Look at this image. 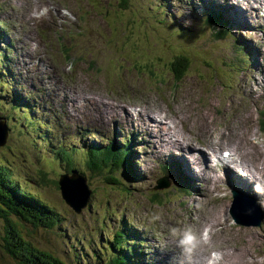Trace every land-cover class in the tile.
<instances>
[{
	"label": "rangeland",
	"instance_id": "obj_1",
	"mask_svg": "<svg viewBox=\"0 0 264 264\" xmlns=\"http://www.w3.org/2000/svg\"><path fill=\"white\" fill-rule=\"evenodd\" d=\"M248 5L243 0H0V51L6 54L4 58L0 53V103L7 105L0 107V129L9 128L6 135L0 132V161L24 190L21 199L14 198V208L20 212L0 202V264H107L119 253L127 254L128 264H140L124 240L118 244L125 248H106L105 243L124 228L143 237L148 256H142L147 259L144 264H189L188 254L193 264H208L209 260L214 264H264V5L253 4V11ZM211 8L230 24L232 37L205 26L211 25L207 18ZM173 18L178 21L175 27ZM179 24L193 28L182 32ZM32 39L42 45L45 59L30 43ZM170 41L184 42L181 46L189 47L190 55ZM161 44L167 45L166 53ZM239 47L240 52L246 49L249 67L238 61L242 57L236 50ZM175 55L192 60L190 73L164 69L165 63L176 66L182 62ZM30 86L35 96L29 97ZM18 96L29 97L33 112L20 103L13 106ZM97 96L103 98L101 108L91 103ZM150 113L168 119L171 132L155 126ZM38 120L49 121V128ZM176 125L191 134L177 135ZM229 127L233 137H243L226 145L227 150L239 164L250 160L252 178L258 182L248 192L233 184H246V173L243 179L229 183L233 178H227L226 169L223 176L211 177L210 169L199 174L196 165L193 172L190 164L180 162L198 150L208 154L213 164L215 152L208 151L200 139H221L220 133L227 136ZM79 134L101 142L115 139L120 147L128 142L129 158L120 154L119 147L114 152L112 143L113 154L98 152L101 164L82 153L72 154L93 140L86 136L77 140ZM227 138L232 140L230 135ZM104 156L122 171L112 176L103 173ZM128 164L145 181L125 177L123 165ZM165 164L174 166V172L166 175L183 168L195 178L194 183H188L187 189L175 185L163 173ZM69 165L81 171L67 172ZM106 177L125 184L112 185ZM168 179L169 185L164 183ZM30 185L36 196L25 192ZM162 186L170 194L160 191L157 198L151 197V190ZM235 190L243 199L231 198ZM185 192L188 195L182 196ZM80 195L81 199L76 198ZM152 200H165V204ZM46 204L55 209L60 221L53 222L52 229L39 227L28 216ZM211 209L215 211L207 214ZM233 210L240 214L237 221ZM142 217L152 228L139 224ZM208 219H218V225L211 228L213 238L201 226ZM13 233L33 245L40 256L21 246L16 249L20 257L12 256L7 249ZM185 234L194 239L182 245L183 251L177 250L174 245H181ZM200 235L205 239L197 251Z\"/></svg>",
	"mask_w": 264,
	"mask_h": 264
},
{
	"label": "trees",
	"instance_id": "obj_2",
	"mask_svg": "<svg viewBox=\"0 0 264 264\" xmlns=\"http://www.w3.org/2000/svg\"><path fill=\"white\" fill-rule=\"evenodd\" d=\"M207 18L210 20L211 25L215 28V31L216 32H218V30H220V31H222V33H224V31H225V36L226 37H232V34H233L232 31L229 28H225L228 25L225 22L226 20L223 17H219L217 12H215L214 10L211 9L208 12ZM166 19H168V17H165V21H166ZM163 22H164V19H163ZM171 23H172V27H175L174 20H172ZM218 25L222 26V29ZM188 30H191V29H188ZM163 37L166 38L167 35H163ZM173 39H175V37ZM188 42H191V41H187V43ZM170 43L176 44V43H174V41H170ZM183 43L184 42H177V44H179V45L176 44L174 47H176V49H179V51H181L183 53H188L190 55V51H189L190 48L189 47H183V46H181V44H183ZM161 47H163V51L162 52L163 53H166L167 45L164 47V45L161 44ZM239 49H240V47L238 49H236L237 50V53L240 54V55H242V57H239L238 61L239 62H240V60L242 62L247 61L248 59L246 60V58L248 57V55L240 52ZM169 50H170V45L168 46V51ZM0 53L4 55V58H6V54L5 53H2L1 51H0ZM151 54L154 55V56L156 55V53L154 52V50H152V53ZM177 57H179V55H175V58H177ZM170 59H172V58H170ZM170 59H168V62L170 61ZM159 60H161V59H159ZM157 61H158V59H157ZM157 63L159 65H163V64H161L162 63L161 61H158ZM176 64H178V65L175 66V65H172L171 63H168V64L165 63L164 69L165 70H169L171 72H174L176 70L178 72V74H180V73H184V72L190 73L192 71L193 67H194V66H189V63H188L187 60H185V61L183 60L182 62L179 61ZM0 66H1V63H0ZM9 82L13 83L11 80ZM22 102L25 103V104H23ZM19 103L22 104V106H24L23 108H26V111L30 110L32 112V110L30 109V107L27 105V102H26L25 98H21V97L18 96L17 99L14 100V105L13 106L15 107V105H17ZM4 106H7V105H4V104L0 103V107H4ZM2 117L5 118L6 119V122H7V119L8 118H7V116H5L4 113H3V116ZM32 119H34V117H32ZM37 123L38 124L40 123L39 120L37 121ZM40 124H44V123L42 122ZM46 124H47V128H49V124H50L49 121ZM7 132H9V128H7ZM89 142L93 144V141L92 140H90ZM115 145H116V147H119V143L118 142H115ZM89 148L86 149V150H83L81 148L80 149L77 148L76 149V152H71V153L72 154L82 153L85 156V158H87L88 160L91 159V161H94V163H96V164H101L100 159H99V156H98V152L100 154H106V156H108L107 155L108 153L106 151H108L110 154H113V148H112V146H109V147L103 146L101 148H96V147H89ZM114 152H116L115 149H114ZM119 152L125 158H129L128 155H126V153H124L121 148H119ZM106 156H104V158L106 160V165H102V167L105 168V171L103 173H107L110 176H112V174L113 173H116V171L119 169V168H116V167H119V165L116 164V165L111 166L110 165V160H107ZM66 159H68V158H66ZM61 160H62V157H61ZM1 163L2 162L0 161V202L4 206L7 205V207H9L11 210H13V212L14 211L20 212L19 210H17L16 208H14L15 207V203H14L15 200H14V198H16L17 200L18 199H21L20 192H24V190H22V188H20V186L16 182H14L13 179H11L10 173L7 172V170H8L7 167H5L4 165H2ZM123 166L126 167L125 172H128V173H125L124 174L125 177H131V178H134L136 180L140 179V177L137 178L135 176V174H130L131 173V169L129 168V164L128 165H123ZM89 169L92 170L93 172H96L92 168H89ZM66 171L67 172L68 171H70V172L71 171L72 172L79 171L80 172L81 170L76 165H69V167H66ZM118 171H122V170H118ZM106 181L112 183V185L123 184V186H124V184H125L121 180L116 179V178H112V177H106ZM105 185H107V184H105ZM32 190H33V186L30 185L27 188V191L25 190V192H28L29 195L32 192L33 195L36 196V194ZM6 192L9 195L6 194ZM165 192H167V191H165ZM46 205L47 206L44 207V209H39L37 211H32V212L30 211L32 214H28V213L27 214H28L29 218L31 220L35 221L36 222V225H38L39 227L47 228V229H52V228H54L53 222L60 224V221H59L58 218H56L57 217V215H56L57 213H56L55 209L53 207H51L50 205H48V204H46ZM124 225H126V224H124ZM9 227H10V225H9ZM128 232H127L126 228H124L123 229V233H121V234H114L113 237H112V239L111 240H108L105 243L106 248L108 250H112V249L117 250L116 248H118V247L119 248H125L124 245H119L118 243H119L120 240H124V238H125L124 235L127 237V244L129 242V240H132L130 238L131 236L128 235ZM11 241L14 243L15 247H13V245L11 244ZM9 242H10V244H9L10 247L7 249V251L12 256H15L16 258H19L20 257V255L18 254L19 252L16 250L19 246H21V249L22 248H27L29 254H34L36 256H40V254L35 250V248H34L33 245L31 246V244H29V243L27 244L26 241H24V239H21V238L17 237L15 234H14V238L10 239ZM136 251H138L139 254H141L140 253L141 251L137 250V246H136ZM131 254H132V252H131ZM114 256H116V257H110V259L107 262V264H128L127 263L128 260H129L128 256L122 255L120 253L118 255H114ZM44 258H46V259H48L50 261V259L47 256L44 257ZM27 261H28V263H31L34 260H32V261L27 260ZM45 263H46V261H45ZM45 263L44 262H42V263L38 262V264H45ZM47 264H56V263L51 262V263H47Z\"/></svg>",
	"mask_w": 264,
	"mask_h": 264
},
{
	"label": "bare ground",
	"instance_id": "obj_3",
	"mask_svg": "<svg viewBox=\"0 0 264 264\" xmlns=\"http://www.w3.org/2000/svg\"><path fill=\"white\" fill-rule=\"evenodd\" d=\"M243 2H244V4L245 5H247V4H249V5H251V11H253L254 9H253V4H255V3H257V4H259V5H264V4H262V2L261 1H258V0H243ZM246 2H248V3H246ZM248 5V6H249ZM172 11V10H171ZM38 12V11H37ZM194 12V11H193ZM239 13H241V11L239 12ZM241 15V14H240ZM195 16V15H194ZM44 17V16H43ZM242 17H244V15H242ZM261 17V15H258V18H260ZM27 18V17H26ZM149 18V17H148ZM158 18V17H157ZM162 20V19H161ZM173 20L174 21H176V22H178L177 20H176V18H173ZM192 21H195V20H197V19H191ZM202 20V19H201ZM187 21H189V20H187ZM199 21V20H198ZM30 22H32L31 24H32V26L33 27H36L37 25V22H35V21H30ZM189 25V24H188ZM179 26L181 27V28H183V26H181L180 24H179ZM200 26V25H199ZM205 26H212V25H210V24H205ZM195 27V26H194ZM203 27V26H202ZM191 28H193V27H185V28H183L182 29V32H185L186 30H188V29H191ZM262 29H264V28H262ZM25 33L27 32V30L26 31H24ZM39 34V33H38ZM28 36V35H27ZM29 37V36H28ZM29 40V39H28ZM35 39H32L31 41H30V43L31 44H33V42H34V48H36V50H37V52L41 55V57L43 58V59H45L44 57H45V55H44V52H43V50H42V45L40 44V43H37L36 41H34ZM210 40V39H209ZM256 40V39H255ZM223 57V56H222ZM39 58V57H38ZM177 58H179V59H181L182 61L184 60H187L188 61V63L190 64L191 63V65L190 66H192V60H190L189 58H186V57H182L181 58V56H179V57H177ZM248 58V57H247ZM247 58H246V60H247ZM247 67H249V62L247 61ZM169 66V65H168ZM234 69V68H233ZM234 71V70H233ZM212 85V84H211ZM25 86H27V85H25ZM30 88V94H29V97H32V96H35V95H33V92H32V90H31V86L29 87ZM259 88V87H258ZM62 90V89H61ZM58 92H60V89H59V91ZM259 92V91H258ZM43 93V91L42 90H39V94H42ZM260 93V92H259ZM256 94V93H255ZM262 94V93H261ZM29 97H27V98H29ZM27 98H25V100H26V102H27ZM66 99V98H65ZM103 98L102 97H92V101H91V103H92V105H96V106H93L94 108H101L102 106L101 105H103L104 103L103 102H101V100H102ZM139 100V99H138ZM66 102V101H65ZM105 102V101H104ZM151 102V101H150ZM154 102V101H153ZM69 103V102H68ZM83 103H85V104H88V101L85 99V98H83ZM27 104H28V102H27ZM70 104V103H69ZM29 105V104H28ZM100 105V106H99ZM29 107H30V105H29ZM138 107H139V109H141V106H139V104H138ZM150 107V106H149ZM152 107V106H151ZM31 108V107H30ZM72 108V107H71ZM153 108V107H152ZM26 109V108H25ZM50 109V108H49ZM50 110H52V109H50ZM162 111V110H161ZM32 112H33V110H32ZM53 111H51V113H52ZM151 112H152V110H151ZM172 112V111H171ZM173 113V112H172ZM262 116H264V111H262ZM150 121H153V123H154V125L155 126H157V127H160L163 131H165L166 129H169L170 130V125H168L169 124V120L168 119H165L164 117H163V119H161L160 117H159V115H153L152 113H150ZM187 119H188V117H187ZM3 122L4 123H6V120H5V118H3ZM145 120V119H144ZM181 121V120H180ZM263 121V120H262ZM200 124H202V121H198ZM263 123V125H264V121L262 122ZM174 124H175V122H174ZM164 126V127H163ZM189 126L190 127H192L190 124H189ZM199 128H202V125H200L199 126ZM3 131H6L7 132V127H2L1 128ZM178 133H180V134H178L177 133V135H180V136H182L183 137V135H182V133H186V134H188V135H190L191 134V132L190 131H185V132H182V131H180V127L178 126L177 127V125L175 126V128H174ZM239 129V128H238ZM229 131H228V133H226V135L227 136H229L230 135V137H231V139L232 140H229L228 138H227V136H223L224 134H222L224 131H222L221 133H220V135L222 136V138L220 139V138H213V139H211V141H208V142H206L203 138H201L200 140H201V144H203L204 145V147L208 150V151H211V152H215V155H214V162H213V164H210L209 163V158H210V156L207 154L206 155V153H204V152H202V151H198V150H193L194 152H195V154H193V155H191L190 153H189V157H187V158H181L183 161H185L186 162V164H190V167L193 169L194 168V165H196L198 168H199V174H206V169H210V170H212L211 171V177H212V175H215V176H223V174H222V172H224L223 170H224V168H226V170H227V178H233V179H231L230 181H229V183L231 182H233L235 179H240V178H244L242 175H244V173H246V175L248 174V181H246L247 183L246 184H244L243 182H241V183H239V182H233V184L234 185H237V187H239L241 190H243L244 192H248L249 191V189L250 188H252L253 187V183L254 184H256V185H258V182L256 181V180H253V178H252V174H251V172H252V168H253V165L251 164V162H250V160L248 159H246L247 161H246V163L245 164H239V160L235 157V160H233L232 159V157H231V155H230V152H228V153H226L228 150H227V148H226V145H233L234 144V142H236V139L238 138V137H240V136H236V137H233L232 136V132H231V130H230V127H229V129H228ZM169 132H171V130L169 131ZM240 132V131H239ZM29 133V132H28ZM201 133V132H200ZM204 133H207V134H209L208 132H206V131H204ZM203 133V134H204ZM172 134V133H171ZM36 135V134H35ZM84 136H86V137H91L93 140V144L92 143H90V142H88L87 144H85V145H80V146H78V147H80L81 149H83V150H86V149H88L89 147H96V148H101V147H103V146H106V147H109V146H111V143H113V142H111L112 140H111V138H108L107 140H104L105 142H103V144L101 143V141H96V137H92L91 135H89V134H84V135H78V139L77 140H79L80 138H82V137H84ZM174 134L171 136L172 138H174ZM179 136V137H180ZM193 136H195V135H193ZM197 137H199L198 135H196ZM124 138H125V136H123ZM242 137H243V134H242ZM242 137H240V138H242ZM95 138V139H94ZM107 138V137H106ZM143 138V137H142ZM143 140H145L144 138H143ZM167 141H168V139H167ZM166 142V141H165ZM232 142H233V144H232ZM105 143V144H104ZM198 143V142H197ZM196 143V144H197ZM128 144H130V143H126L125 144V146H124V143H123V145L120 147L119 146V148H121L122 150H123V152L124 153H126V155H128V152H127V149H126V146H128ZM179 144V143H178ZM207 144H208V146H207ZM103 145V146H102ZM133 145H135V144H133ZM132 145V146H133ZM132 146H130V147H132ZM146 146V144H144V147H142V148H146L145 147ZM180 146H182V145H180ZM149 146H147V148H148ZM79 148V149H80ZM135 148V147H134ZM150 148V147H149ZM230 147H228V149H229ZM90 149V148H89ZM129 149V148H128ZM182 149H183V147H182ZM143 150V149H142ZM237 150H238V148H237ZM146 151V150H145ZM184 151V150H183ZM230 151L231 152H234L235 150L232 148V149H230ZM252 151V150H251ZM250 151V152H251ZM165 152V151H164ZM184 155H188V153H186L185 151H184ZM243 153V152H242ZM241 153V154H242ZM249 153V152H248ZM183 155V154H182ZM235 155V154H234ZM238 155V154H237ZM240 155V154H239ZM247 155V154H246ZM129 156V155H128ZM243 156V155H242ZM191 158H192V160H191ZM244 158H245V156H244ZM247 158H248V156H247ZM141 160H143V159H140V163H143L144 164V162H142ZM191 160V161H190ZM138 162H139V160H137ZM159 161H160V159H159ZM159 163V162H158ZM179 165V164H178ZM158 166V165H157ZM174 167V166H173ZM173 167H169V168H173ZM252 167V168H251ZM76 172H78V171H76ZM175 172H177V171H175ZM193 172H194V169H193ZM196 175V174H195ZM209 179H211L210 178V176H208V175H206ZM161 177V176H160ZM166 178V177H165ZM140 179H141V181H145V178L143 177V175H140ZM193 182V181H192ZM241 184H244V186H240ZM255 187V186H254ZM244 189H247V191L246 190H244ZM193 192V189L191 190V193ZM253 192L259 197V191L257 190V188H255V189H253ZM188 195V192H185L182 196H187ZM260 198V197H259ZM165 200H168L167 198H165ZM236 205H240L239 203H237ZM239 208H242V209H244L241 205L239 206ZM215 210H213V209H211V210H209L208 212H207V214H211V213H213ZM234 214H235V219H236V221H237V219L238 218H240L239 216H240V214H238L236 211H232ZM207 215L206 214H204V218L206 217ZM194 218V217H193ZM200 218V217H199ZM203 219V218H202ZM192 220H194V219H192ZM205 221H207V222H203V224L201 225L202 227H204L205 226V230H207V234H209L210 236L209 237H211V238H213V231L211 230V228L213 227V228H215L214 227V225L216 226V225H218V219H216V221H214L213 222V220L212 219H208V220H205ZM235 221V222H236ZM239 222H241V221H239ZM245 222V221H244ZM220 224V223H219ZM249 225H252V224H250V223H248ZM137 227V226H136ZM217 229V228H216ZM220 230V229H219ZM221 231V230H220ZM130 234H128L129 236H131L130 238L132 239V243L133 244H135V245H138L139 243H140V240H141V237L140 236H136V234H131V232H129ZM215 233V232H214ZM200 236H202V239L201 240H199V246L197 247H195L196 249H197V251H199L200 249H201V247H202V245L204 244V237H203V235H200ZM174 237V236H173ZM172 240V239H171ZM170 242V241H169ZM172 242V241H171ZM174 242V241H173ZM226 243V242H225ZM193 244V243H192ZM196 244H198V243H196ZM141 245V244H140ZM207 245V244H206ZM228 245V244H227ZM175 246V248L177 249V250H182L181 249V247L179 246V245H174ZM192 246V245H191ZM189 247V246H188ZM210 247V246H209ZM211 248V247H210ZM191 250V249H190ZM183 251V250H182ZM194 251V250H193ZM131 252H132V255L134 256V257H136L137 258V261H140V264H144V262L147 260V259H143V257L141 256V255H139V254H137V253H135L132 249H131ZM226 251H224V253H225ZM145 253H143V255H144ZM146 258L148 257L147 255L145 256ZM129 258V257H128ZM177 258V257H176ZM180 259V258H179ZM130 260V259H129ZM177 260H178V258H177ZM181 263H182V261L181 260H179ZM186 261H187V263H189V264H193L192 263V261H191V257L189 256V254H188V259L186 258ZM178 263V262H177Z\"/></svg>",
	"mask_w": 264,
	"mask_h": 264
},
{
	"label": "clouds",
	"instance_id": "obj_4",
	"mask_svg": "<svg viewBox=\"0 0 264 264\" xmlns=\"http://www.w3.org/2000/svg\"><path fill=\"white\" fill-rule=\"evenodd\" d=\"M46 9H42L41 12H46ZM194 239V237L191 234H185L184 237L181 239L180 243L181 245L186 244V243H190L192 240ZM208 264H214L213 261L209 260Z\"/></svg>",
	"mask_w": 264,
	"mask_h": 264
},
{
	"label": "water",
	"instance_id": "obj_5",
	"mask_svg": "<svg viewBox=\"0 0 264 264\" xmlns=\"http://www.w3.org/2000/svg\"><path fill=\"white\" fill-rule=\"evenodd\" d=\"M0 132H2V133H4L5 135H6V131H3L2 129H0ZM76 198H82V196L80 195L79 197L78 196H76ZM70 199H71V204L73 205L74 204V197H73V195L71 194V196H70Z\"/></svg>",
	"mask_w": 264,
	"mask_h": 264
}]
</instances>
